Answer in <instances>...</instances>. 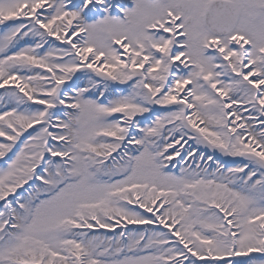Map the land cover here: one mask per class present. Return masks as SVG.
Masks as SVG:
<instances>
[{
    "label": "snow or ice",
    "instance_id": "6c2138e0",
    "mask_svg": "<svg viewBox=\"0 0 264 264\" xmlns=\"http://www.w3.org/2000/svg\"><path fill=\"white\" fill-rule=\"evenodd\" d=\"M0 89V264H264V0H0Z\"/></svg>",
    "mask_w": 264,
    "mask_h": 264
},
{
    "label": "bare ground",
    "instance_id": "6f19581e",
    "mask_svg": "<svg viewBox=\"0 0 264 264\" xmlns=\"http://www.w3.org/2000/svg\"><path fill=\"white\" fill-rule=\"evenodd\" d=\"M4 89H0V92H3ZM38 127V126H37ZM201 127H203V125H201ZM2 139V138H0ZM218 156H220V159L224 162H230L232 161L234 158H231V157H223L221 156L219 153H217ZM5 166V163H4V160L3 159H0V167H3ZM176 170H179V169H176ZM144 227H155L154 225H151V226H148V225H129L128 228L129 229H132V228H144ZM99 232L101 233H104V232H107L106 229H99L98 230ZM116 231L118 232L119 231V228L116 229ZM108 234H111V233H108ZM251 256H254V257H260V253H251L250 254Z\"/></svg>",
    "mask_w": 264,
    "mask_h": 264
}]
</instances>
